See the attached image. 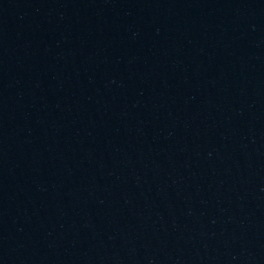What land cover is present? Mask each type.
<instances>
[{
    "label": "water",
    "instance_id": "obj_1",
    "mask_svg": "<svg viewBox=\"0 0 264 264\" xmlns=\"http://www.w3.org/2000/svg\"><path fill=\"white\" fill-rule=\"evenodd\" d=\"M0 264H264V0H0Z\"/></svg>",
    "mask_w": 264,
    "mask_h": 264
}]
</instances>
